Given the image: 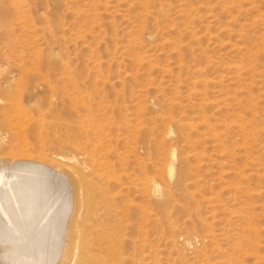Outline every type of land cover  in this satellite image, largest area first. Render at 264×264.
Here are the masks:
<instances>
[{"label":"rangeland","instance_id":"obj_1","mask_svg":"<svg viewBox=\"0 0 264 264\" xmlns=\"http://www.w3.org/2000/svg\"><path fill=\"white\" fill-rule=\"evenodd\" d=\"M22 1L0 97L37 126L24 148L80 135L88 264H264V0Z\"/></svg>","mask_w":264,"mask_h":264},{"label":"bare ground","instance_id":"obj_2","mask_svg":"<svg viewBox=\"0 0 264 264\" xmlns=\"http://www.w3.org/2000/svg\"><path fill=\"white\" fill-rule=\"evenodd\" d=\"M22 3L0 0V8L22 14ZM23 86L29 89V82L24 81ZM24 107L19 100L5 101L0 97V264H88L90 236L105 224L92 216L91 202L88 204L86 148L80 145L78 133L55 143L48 139L40 146L25 143L24 148L16 130L24 127L23 123H28L25 127L31 132L37 127L29 124L32 116ZM53 127L59 129L61 125ZM166 133L169 138L173 135L171 128ZM45 137L48 138L47 132ZM176 160V151L171 149L169 178L174 175ZM58 171L64 172L66 178L54 174ZM153 193H160L157 186ZM81 197H85V204ZM47 202L56 206L44 217L41 208ZM168 202L166 195L157 205L165 209ZM111 209L112 205L106 207L107 211Z\"/></svg>","mask_w":264,"mask_h":264}]
</instances>
